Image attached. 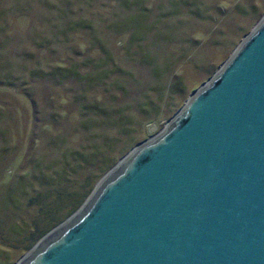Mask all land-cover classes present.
<instances>
[{
	"label": "rangeland",
	"instance_id": "374dc122",
	"mask_svg": "<svg viewBox=\"0 0 264 264\" xmlns=\"http://www.w3.org/2000/svg\"><path fill=\"white\" fill-rule=\"evenodd\" d=\"M263 14L264 0H0V264L74 214Z\"/></svg>",
	"mask_w": 264,
	"mask_h": 264
},
{
	"label": "water",
	"instance_id": "95a60500",
	"mask_svg": "<svg viewBox=\"0 0 264 264\" xmlns=\"http://www.w3.org/2000/svg\"><path fill=\"white\" fill-rule=\"evenodd\" d=\"M16 264H264V14Z\"/></svg>",
	"mask_w": 264,
	"mask_h": 264
},
{
	"label": "trees",
	"instance_id": "16d2710c",
	"mask_svg": "<svg viewBox=\"0 0 264 264\" xmlns=\"http://www.w3.org/2000/svg\"><path fill=\"white\" fill-rule=\"evenodd\" d=\"M73 210L74 209H71V211H73ZM43 217H44L43 223L45 222L44 224H46L45 225L46 228L59 223L63 219L62 216H60V212L57 210H55V211L53 210L52 213H51V211L45 212ZM34 228H35V230L38 229V227L37 228L34 227Z\"/></svg>",
	"mask_w": 264,
	"mask_h": 264
}]
</instances>
